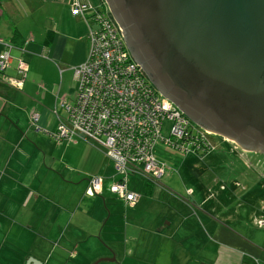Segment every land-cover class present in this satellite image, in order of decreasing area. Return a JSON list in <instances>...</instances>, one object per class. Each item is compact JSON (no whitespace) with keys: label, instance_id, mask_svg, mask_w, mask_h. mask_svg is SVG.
Here are the masks:
<instances>
[{"label":"crops","instance_id":"0c3cea01","mask_svg":"<svg viewBox=\"0 0 264 264\" xmlns=\"http://www.w3.org/2000/svg\"><path fill=\"white\" fill-rule=\"evenodd\" d=\"M71 1L0 0V40L14 44L10 67L0 77V120L4 121L0 129L7 135L2 149L7 151L5 160L9 168L7 175L0 176V200L6 202L3 203L4 206L10 204L15 211H22L25 215L22 228L47 232L42 235L44 238L39 243H33L31 252L24 257V263L36 264V260L40 264H47L53 257L57 259L66 251L76 255L79 253V242L85 240L94 229L95 232L91 235L95 238L93 247H97L94 249V260L106 258L98 264H127L128 261V264H156L158 257L163 258L162 264H190L191 257L195 255L190 245L203 253L216 240L233 246H237L235 241H238L244 248L246 244L256 250L254 257L264 264V252L255 245L251 235L256 222L261 221L260 216L254 217L255 224H251L249 232L245 231L243 223L236 224L235 230L215 219L220 210L211 208V214L209 207H202L207 196L202 197V203L198 202V207H193L192 204L185 206L190 205V199L187 198L184 202L181 200L184 198L178 194L170 201L163 198L166 204H161L159 217H152L145 222L150 215L148 212L130 219L129 216L137 212L139 203L144 199H153L152 189L148 191L146 188L147 194L140 193L141 197L135 204L137 207L124 212V223H119L121 231L118 236L115 228L119 214H123V211L118 209L111 217V207L116 206H110L105 201L106 198L102 197L105 193V174L111 170L109 160L104 155L111 158L95 146L92 147V144L78 139H59L58 146L54 145L59 151H52L49 136L56 138L59 116H66L65 110L62 108L61 112L59 108L60 101H72L77 94L79 81L74 68L87 60L89 32L94 27L91 19L72 12ZM92 1L100 4V0ZM3 51L4 44L0 42V54ZM19 57L26 60L29 67L22 89L16 88L5 78L6 75L23 77L18 72ZM34 114L39 116L35 123ZM187 155L190 159L184 165L194 169V164L203 162L205 157L213 154L205 157L193 153ZM1 157L2 154L0 159ZM211 161L212 158L209 159ZM206 164L203 163L207 168ZM94 176L102 178V192L90 195L87 189ZM114 177V181L119 179V175ZM216 181L221 180L217 177ZM187 190L191 197L195 194L193 189ZM111 195L109 192L108 196ZM97 196L103 198V202ZM106 205L110 206V216ZM196 208L199 214L196 213ZM81 209L85 211L81 213ZM3 212H6L5 208ZM198 217L204 218L206 227L199 222ZM191 219L194 221L191 222ZM186 224H190L192 235L188 240L189 244L181 238V228ZM204 230L209 234L198 238L196 233ZM256 232L263 233L261 229H256ZM102 234L112 249L103 245L106 242L101 239ZM56 247H60L58 254L55 253ZM220 253L221 249L216 255ZM129 256L131 260H128ZM135 258H139L137 262L133 261Z\"/></svg>","mask_w":264,"mask_h":264},{"label":"water","instance_id":"95a60500","mask_svg":"<svg viewBox=\"0 0 264 264\" xmlns=\"http://www.w3.org/2000/svg\"><path fill=\"white\" fill-rule=\"evenodd\" d=\"M106 2L162 95L211 135L264 154V0Z\"/></svg>","mask_w":264,"mask_h":264},{"label":"built area","instance_id":"2783aa9c","mask_svg":"<svg viewBox=\"0 0 264 264\" xmlns=\"http://www.w3.org/2000/svg\"><path fill=\"white\" fill-rule=\"evenodd\" d=\"M72 12L83 15L92 11L94 27L90 28L91 42L88 57L74 68L79 81L75 98L61 100L66 116H59L56 139L73 141L78 138L98 143L113 159L118 173L124 175L110 184V191L119 194L128 203H136L140 195L130 192L125 176L141 174L148 181L161 182L169 165L153 152L161 142L183 153L199 157L216 149L210 133L196 126L174 103L162 95L151 83L141 66L131 56L120 27L86 0H72ZM0 54V77L10 67L14 44L3 42ZM18 72L26 74L28 62L19 57ZM5 78L14 86L22 78ZM151 120V124L149 120ZM165 119L173 121L171 133L163 134ZM39 120L34 114L33 123ZM103 180L99 176L90 179L87 193L102 192ZM134 202V203H132Z\"/></svg>","mask_w":264,"mask_h":264},{"label":"rangeland","instance_id":"374dc122","mask_svg":"<svg viewBox=\"0 0 264 264\" xmlns=\"http://www.w3.org/2000/svg\"><path fill=\"white\" fill-rule=\"evenodd\" d=\"M94 25L95 23H93V26ZM89 43L91 44L90 40ZM82 63L80 65H82ZM27 71L26 74L28 73ZM26 74L22 77V83L20 85H17L16 88L22 89L24 87V83L27 77ZM74 82L75 84L77 83L76 80ZM59 108L62 112V106H60ZM148 120L151 124V120ZM3 122V119H1L0 128L3 126ZM172 124V120H164L163 134L165 136L170 135ZM6 136L7 135L5 134V132L0 129V154H2V157L0 159V176L7 175L9 171L7 162L5 160L7 151L4 150V148L2 149L5 144ZM216 137L219 136L211 135L210 139L212 140L214 138L215 141L217 139ZM49 138L52 143V151H59L54 147V145L58 146L59 140L53 138L52 136H49ZM78 140L88 142L93 145L92 147L95 146L96 148L101 150V152L105 153L103 148L94 141L84 140L82 138H78ZM216 146L218 148L212 153L213 155L208 156L203 162L199 163V167L193 169L184 165L185 161H189L190 156H186V154L183 153L182 149H174L172 146L168 144L165 145L161 142L155 144L153 149L154 154L159 159L165 161L170 167V171L165 174L166 176L162 180V183L164 184L162 188L169 189L170 191H176L178 194H180L179 196L184 198L181 199L184 202H186L187 198L190 199L193 207H198L199 203H202V197L207 196V198L205 199V204L203 203L202 207H209L211 214H213L211 208L220 210V213H217L215 219L227 225H230L235 230H237L236 224L243 223V228H245V231L249 232L251 224H255V222L253 221V219L255 220V216L259 215L262 218V222H264V176H262L254 166L248 167L243 159L238 157L237 154L232 155L231 152L227 150V148L229 147L228 143L216 142ZM239 149L242 150L241 148ZM92 151L94 152L93 149ZM94 155L96 156L95 152ZM104 156L109 160L111 170L110 172L105 174V193L102 195V197L106 198L105 201L110 203V206H112L111 204H114L117 207H111L113 210L111 217L114 216V213L118 212V209L123 211V214H119V218L117 219V227L115 228L118 236L119 231H121L118 226L119 223H124V212L126 210L129 211L138 206L137 212L129 216V218L132 219V217L134 216L149 212L150 215L145 221L148 222L152 219V217H159L161 215L160 206L162 203L166 204L165 199H167V201L174 199L170 191L159 189L161 188L160 181H157L156 183H152L150 181L149 184L153 186L151 192V197L153 199H144L142 203H139L137 206L135 204L138 201L134 203L135 206H132L131 203H128L127 205L124 199L119 198L117 194L111 192L109 189L110 184L115 180L114 175L118 177L119 173L114 166L115 163H113V159L111 160L106 155ZM210 158H212V161L210 162L211 165L207 164L209 165L207 166V168L203 167V163H208ZM18 163H20V161ZM216 177H219V179L222 181L217 182ZM128 183L131 190L141 193L142 195L146 193L148 180L145 176L138 173L130 174L128 177ZM187 188H191L195 191V193H197V195L195 196L196 199L188 194L189 190H187ZM109 192H111V196H108ZM227 194L233 195V199H230ZM211 195H213V198H208V196ZM108 197L110 199H108ZM143 198H145V195ZM91 199L93 200L94 197ZM98 200L103 202V198L101 197H98ZM3 203L6 202L3 199L0 200V264H25L24 257L27 255V253L31 252L33 243H39L44 238L42 235H46L47 232H38L32 228H22L21 223L23 218H25V215L22 213V211H15L14 209H12L10 204L4 206ZM109 205H106V207L108 208V215L110 214ZM183 205L184 203L181 205V207H183ZM185 206L190 205L186 204ZM4 208L6 212H3ZM83 210L81 209L80 212L83 213ZM198 211L199 210H197L196 208L197 214H199ZM230 216H232L233 218H231ZM77 217L78 216H76V220ZM198 218L199 222L203 226H205L206 222L204 218ZM192 221L194 220L191 219V222ZM108 224H110V217ZM255 225L256 226L253 228V231H251L252 240H254L253 242L255 243V245L262 248L264 252V226L261 227L262 225ZM189 228L190 224L183 225L181 228V238L185 239L187 244H189L188 240L192 238ZM256 229H261L263 233H257ZM100 230L101 228L98 229V232H100ZM94 232L95 230L92 229L85 240L79 242L78 254L71 255L70 252L66 251L57 259H54L53 257V259L49 260L47 264H94L96 262V260H94V249H97V247H93V241L95 240V238L91 236L94 234ZM206 234L209 233L204 230L202 233L197 232L196 236L200 238L205 236ZM209 236H211V234ZM75 237L79 238L78 235H75ZM100 237L106 242V244L103 243V245L108 249H112V246H110L105 240L104 234H102ZM232 237L234 238V236ZM219 239L224 240L225 238ZM258 242H261L263 245L259 244ZM96 243L97 245H99V240H97ZM235 243L237 244V246L225 244L216 240L212 242V244L208 245L209 250L205 249L203 253H200L199 251H197V248H195L193 245H190V248H192L193 252H195V255L191 257L190 264H263L262 262L258 261L256 257H254V252H256V250L252 249L246 244L244 248L243 246L238 244V241H235ZM219 245L221 248L219 247ZM74 248L76 247L74 246ZM54 249L55 253L58 254L60 247H56ZM220 249L222 250V253L219 254L220 256L216 255V252ZM121 259L123 260V258ZM138 259L135 258L133 261L137 262ZM162 259L163 258L158 257L156 260V264H162ZM92 260L94 261L92 262ZM128 260H131L130 256ZM129 262L130 261H128L127 264ZM101 264L114 263L101 262ZM139 264L145 263L139 262Z\"/></svg>","mask_w":264,"mask_h":264},{"label":"flooded vegetation","instance_id":"af4514ba","mask_svg":"<svg viewBox=\"0 0 264 264\" xmlns=\"http://www.w3.org/2000/svg\"><path fill=\"white\" fill-rule=\"evenodd\" d=\"M12 43V42H11ZM13 44V43H12ZM210 137H211V135H210ZM215 137V136H214ZM217 139L214 141V138L212 139V141L214 142V144H216V142H225V143H228L229 144V147L227 148V150H229L230 152H231V154L233 155H235V154H237L238 155V157H240L241 159H243V161L248 165V167H252V166H254L257 170H258V172H260V174L262 175V176H264V154H262V153H253V152H248V151H244V150H240L239 149V147L238 146H236L234 143H232V142H229L228 140H226V139H223V138H220V139H218L219 137H216ZM214 152V151H213ZM213 152H211V153H213ZM210 154V153H209ZM206 155H204L203 157H205ZM206 159V157L203 159V161ZM207 164H209V165H211L210 164V162L208 161V163ZM206 164V165H207ZM195 165V168L196 167H199L200 166V164L199 163H197V164H194ZM209 165H207V166H209ZM205 166V165H204ZM203 166V167H204ZM217 178V177H216ZM222 181V180H221ZM220 181V182H221ZM223 189H224V186H223ZM193 192H194V190H193ZM170 193H172V195H173V197H175V196H178V195H180V194H178L177 192H175V191H170ZM178 194V195H177ZM194 194V193H193ZM192 194V196L195 198V196L197 195V193H195L194 195ZM175 195V196H174ZM228 195V197L230 198V199H233V195H231V194H227ZM212 197H213V195H211ZM188 203V202H187ZM191 202H190V206H191ZM260 220L261 221H258V222H256V224H258V225H262L261 227H263L264 226V224L262 223V218L260 217Z\"/></svg>","mask_w":264,"mask_h":264},{"label":"bare ground","instance_id":"6f19581e","mask_svg":"<svg viewBox=\"0 0 264 264\" xmlns=\"http://www.w3.org/2000/svg\"><path fill=\"white\" fill-rule=\"evenodd\" d=\"M86 1H87V0H86ZM103 1H104V4H105V6H103L104 9H102L101 6H99L98 4H95L92 0H88L87 2H89L90 4H92L96 10L101 11L102 13L106 14V15L111 19V21H113L115 24L118 25V28H119V24L114 20V18L112 17V15H111V13H110V10H109V7H108V4H107L106 0H103ZM71 8H72V6H71ZM83 16H85V18H87V19H91V20L94 22V20H93V18H92V11H91V10L85 11L84 14H83ZM123 37H124V36H123ZM126 46H127V45H126ZM129 175H130V174H129ZM129 175L125 176L127 189H128L130 192L137 193V194L140 195V197H141V194H140V193L135 192V191H133V190H131V189L129 188V186H128V177H129ZM119 176H120V177H119V181H120V180L123 178L124 175H122V174L119 173ZM147 180H148V179H147ZM149 183H150V182L148 181V184H149ZM119 197L122 198V199H124V200L126 201V199H125L124 197H122L120 194H119ZM126 202H127V201H126ZM132 203H134V202H132ZM127 204H128V202H127Z\"/></svg>","mask_w":264,"mask_h":264},{"label":"trees","instance_id":"16d2710c","mask_svg":"<svg viewBox=\"0 0 264 264\" xmlns=\"http://www.w3.org/2000/svg\"><path fill=\"white\" fill-rule=\"evenodd\" d=\"M99 6H101V8L104 9L103 6H105V4H104V1L103 0H100ZM152 188H153V186L151 184H148L147 183V190L150 191Z\"/></svg>","mask_w":264,"mask_h":264}]
</instances>
